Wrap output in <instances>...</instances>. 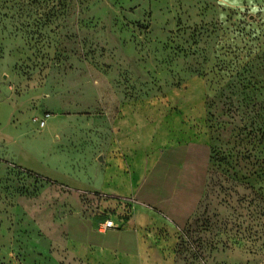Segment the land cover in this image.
Returning a JSON list of instances; mask_svg holds the SVG:
<instances>
[{"label": "rangeland", "instance_id": "374dc122", "mask_svg": "<svg viewBox=\"0 0 264 264\" xmlns=\"http://www.w3.org/2000/svg\"><path fill=\"white\" fill-rule=\"evenodd\" d=\"M110 199L190 211L174 264H264V0H0V264H89Z\"/></svg>", "mask_w": 264, "mask_h": 264}, {"label": "crops", "instance_id": "0c3cea01", "mask_svg": "<svg viewBox=\"0 0 264 264\" xmlns=\"http://www.w3.org/2000/svg\"><path fill=\"white\" fill-rule=\"evenodd\" d=\"M132 161L134 167H140V160ZM136 171L138 172L133 175L132 180L134 183L143 174L141 168ZM111 172L105 176L104 189L118 194L133 192L135 197L137 189L131 185L120 186L121 179L112 176ZM121 200L110 199L107 204L112 207L111 210L115 209V212L108 213V216L102 219V221L106 218L112 219L115 222L114 228L99 232L97 227L93 230L91 224H88L80 229V237L72 240L79 256L89 264H174L173 247L176 242L174 235L180 230L178 225L185 224L184 219L190 211L187 215L185 214L187 209L182 211L183 222L174 225L169 221V216L164 218L156 211L155 204L158 200L153 199L156 202L144 204L139 199L136 201L128 199L126 207L120 204ZM123 208L125 215L120 217Z\"/></svg>", "mask_w": 264, "mask_h": 264}, {"label": "built area", "instance_id": "2783aa9c", "mask_svg": "<svg viewBox=\"0 0 264 264\" xmlns=\"http://www.w3.org/2000/svg\"><path fill=\"white\" fill-rule=\"evenodd\" d=\"M47 116L48 114H45L43 118L37 119V123L39 127L44 126ZM114 227H115V222L110 218H106L105 220H103L101 223L98 224L97 231L105 232L106 230L114 228Z\"/></svg>", "mask_w": 264, "mask_h": 264}]
</instances>
